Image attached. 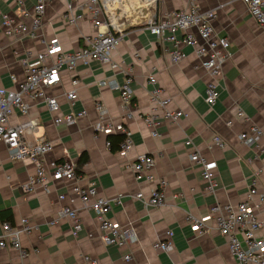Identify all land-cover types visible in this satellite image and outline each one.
<instances>
[{"label":"crops","instance_id":"1","mask_svg":"<svg viewBox=\"0 0 264 264\" xmlns=\"http://www.w3.org/2000/svg\"><path fill=\"white\" fill-rule=\"evenodd\" d=\"M70 1L48 0L39 37L8 36L0 14L1 86L15 88L12 76L24 80L23 60L28 56L36 58L46 50L50 40L56 38L67 51L85 44V36L95 28L88 18L77 24L66 23L63 14ZM24 2L30 9L36 0ZM100 4L101 18L123 37L113 53L117 67L93 61L88 66H78L75 72L63 69L61 82L47 89L57 97L61 114L82 110L88 114L74 125H56L54 114L42 101L24 96L29 103L28 115L17 111L10 119L13 124L27 118L37 119L38 128L27 132L25 138L33 143L44 137L52 143L43 156L49 174L51 161L71 160L78 164L84 152L89 159L80 166L76 181L51 179L49 192L42 186L26 188L36 172V163L27 158H12L7 145L0 140V211L7 210L12 215V219L0 217V235L4 221L18 226L26 217L34 225L31 233L21 236L29 255L22 258L15 248H0V264H80L84 254L97 258L98 264H239L227 238L216 227L196 232L186 217L189 213L205 216L216 203L238 204L245 200L250 177L257 169L261 170L258 191L264 193V28L242 0H198L202 11L216 12L212 21L214 31L229 40L231 53L219 78L218 101L211 107L205 101L208 76L194 48L180 44L184 58L174 63L166 50L171 43L148 28L153 19L188 5V0H100ZM0 11L15 22L31 21V17L18 11L17 0H0ZM84 12H88L86 8ZM178 36L182 37L183 33L179 32ZM129 74L133 78L130 117L119 90L111 85V82L122 84ZM150 75L157 77L158 86L170 98L169 107L187 113L176 123L164 120L155 129L157 136L143 119L149 111L153 88L148 81ZM74 79L80 80L78 98L70 102L65 92L73 88ZM102 79L109 84L101 86ZM98 101L107 108L109 119L128 129L133 146L127 152L113 151L107 146L109 136L121 132H95ZM253 124L263 130L260 139L263 151L239 139L240 133L248 131ZM215 136L226 145H213ZM189 140L207 161L217 164L214 172L217 187L213 192L207 189L201 166L190 159ZM145 153L157 156L153 174L167 180L161 188L166 198L162 207L147 206L134 197L138 191L148 196L158 186L156 181H138L133 170L126 166ZM74 184L83 187L95 184L100 195L110 198L122 195V202L113 204L109 215L123 225L134 226L138 242L123 247L105 244L96 214L73 192ZM61 193L68 196L64 201L59 199ZM63 204L78 210L82 229L76 234L72 220L59 214ZM256 211L264 220V202L256 206ZM169 231L173 232L172 237ZM261 233L264 235V227ZM157 240H171L172 250L155 249L153 243ZM127 255L132 259H125Z\"/></svg>","mask_w":264,"mask_h":264},{"label":"built area","instance_id":"2","mask_svg":"<svg viewBox=\"0 0 264 264\" xmlns=\"http://www.w3.org/2000/svg\"><path fill=\"white\" fill-rule=\"evenodd\" d=\"M71 1L73 2V0ZM71 1L63 14L66 23L77 24L88 18L95 28L92 34L85 36V44L75 50L67 51L54 38L47 43L46 50L38 53L36 58L31 59L28 56L23 60L26 76L24 80H18L12 76L16 83L15 88H6L0 85V140L7 145L12 158L19 160L27 158L36 163V172L25 187L42 186L45 192L51 190V179L78 180L80 175L77 173L76 163L71 160L51 161L52 171L49 174L43 162V156L51 149L52 143L44 137H40L33 143H29L25 138L27 132H33L38 128L37 119L27 118L13 124L10 122L11 117L17 111L22 115H28L29 103L24 99V96H28L32 100H40L46 105L48 110L54 114L56 125L76 124L80 117L88 114L87 110L61 114L57 97L49 94L47 89L61 82L63 69L75 72L78 66H88L93 61L109 64L112 68H116L117 64L113 61V53L123 39L121 34L114 33L101 18L100 0H84L76 5H73ZM242 1L248 6L249 12L255 20L264 28V0ZM47 3L48 0H36L34 6L29 9L25 6L24 0H17L18 11L25 17H31L30 23L15 22L0 11L3 16L5 33L8 36L39 37ZM85 8L87 13L84 12ZM215 18V11H202L198 0H188V5L166 13L161 18H155L148 25L152 33L171 43L172 46L166 50L174 63L180 62L184 58L180 44L190 45L194 48L200 57L201 66L208 76L205 101L211 107L217 103L219 98L218 82L223 74V64L231 58V53L228 50L229 40L226 37H219L214 31L212 21ZM179 32L183 33L182 37L178 36ZM132 81L133 78L129 74L120 85L111 82L112 87L119 90L123 107L129 117L133 98ZM148 81L153 85V88L149 95V111L143 116V119L148 126L153 128V135L157 136L155 129L164 120L176 123L182 117L187 116V113L169 107L171 100L158 86L156 76L150 75ZM79 82L80 80L74 79L73 88L65 92L70 102H74L78 98ZM99 83L101 86L109 84L105 79L100 80ZM96 111L98 119L94 124L95 132L97 134L123 133L125 138L120 145V151L127 152L133 146L128 129L122 123L113 122L107 117V108L101 101L96 103ZM160 111L162 115L159 114ZM239 114L248 119L243 111H240ZM262 136L263 130L253 124L248 131L240 133L239 139L244 144L263 151L260 143ZM110 144L108 140L107 146ZM187 145L191 146V161L201 166L202 177L207 182V189L213 192L217 187L214 180L216 162L207 161L201 151L192 146L190 140L187 141ZM213 145L224 147L226 144L222 138L215 136ZM156 162L157 156L145 153L138 155L126 166L133 170L138 181H156L158 183V186L148 196L144 192L138 191L134 197L143 200L147 206L162 207L166 204V198L161 188L167 184V180L157 178L153 174ZM249 162H253V160L250 159ZM260 173V169L253 172L248 185L247 198L242 202L238 204L216 203L205 216L198 217L189 213L186 217L196 232H207L211 230L212 226L216 227L227 238L230 251L239 264H264V235L261 233L264 220L256 211V206L264 202V193L259 192L257 187ZM73 192L85 207L90 208L96 214L101 238L105 244L123 247L138 242V233L134 226L123 225L109 215L113 204L122 202V195L115 198L102 196L95 184L87 187L74 184ZM67 197L65 193L59 194L61 201ZM256 199L258 203H256ZM59 214L72 220L75 234L82 229L78 210L70 204H63ZM2 227L0 248H15L19 250L22 258H26L29 252L23 247L21 236L32 232L34 225L31 220L26 217L22 218L18 226L4 221ZM168 235L172 237L173 232L169 231ZM153 247L168 252L172 250L173 243L171 240H157L153 243ZM125 259L130 260L132 257L127 255ZM80 264H98V260L90 254H84Z\"/></svg>","mask_w":264,"mask_h":264},{"label":"trees","instance_id":"3","mask_svg":"<svg viewBox=\"0 0 264 264\" xmlns=\"http://www.w3.org/2000/svg\"><path fill=\"white\" fill-rule=\"evenodd\" d=\"M125 135L124 134H111L109 136V140H110V148L113 151H118L120 149V145L122 143V141L124 140ZM88 156L87 154L84 152L79 161L78 164H76V169H77V173L80 175L81 170H80V166H82L84 163H86L88 161ZM61 161V160H60ZM0 217L2 220L4 219H12V215L10 213H8L7 210H1L0 211Z\"/></svg>","mask_w":264,"mask_h":264}]
</instances>
